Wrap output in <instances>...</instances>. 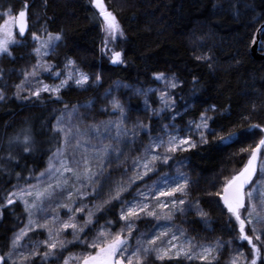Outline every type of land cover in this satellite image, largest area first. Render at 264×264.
Segmentation results:
<instances>
[{
    "label": "trees",
    "instance_id": "trees-1",
    "mask_svg": "<svg viewBox=\"0 0 264 264\" xmlns=\"http://www.w3.org/2000/svg\"><path fill=\"white\" fill-rule=\"evenodd\" d=\"M11 1L14 12L27 3L30 27L36 22L42 23L48 33L59 32L62 39L56 42L46 58L52 69H37L35 77L25 79L24 76V71L31 72L34 66L28 44H14L10 47L11 55L4 53L0 56V65L7 71L6 86L2 88L5 99L0 100V165H3L0 169V204H5L3 197L12 191L13 186L43 171L49 158L61 148L63 136L56 129L55 122L68 109H78L82 127L101 126L121 117L112 103L114 99L119 100L125 108L124 116L132 121L131 124L138 121L148 124L153 129L152 135L161 131L160 126L170 119L173 111L180 113L175 124L181 127L189 121H196L200 113L206 111L212 117L208 121L209 126L216 129V134H208L207 144L197 142L196 147L175 153L174 159L183 163L177 164L172 160L171 164L186 173L190 182L185 211L174 212L167 220L182 230L185 237H191L196 245L219 244V255L213 264H228L238 251L247 255L250 245L246 241H238V230L229 231V216L217 204L218 197L214 193L219 190L225 176H231L246 162L248 153H242L240 149L255 146L264 132L254 129L255 135L227 145H222L217 137L229 131L242 130L249 124H264V57H255L251 52L252 36L264 22V0H105L124 31L123 36L118 35L108 45L110 49L122 51L123 64L112 63L110 53L101 50L105 33L102 18L91 0ZM27 37L28 34L23 37L18 32L16 34L19 42ZM260 52L264 50L260 48ZM204 56H210L211 60L203 59ZM70 59L75 60L74 66L89 75L86 84L78 86L69 82L58 96L42 91L40 97L31 96L24 100L14 95L16 85L23 80L20 95L29 96L36 77L51 79L53 70L63 71ZM161 72L165 75L164 80L153 75ZM96 76L101 78L98 82ZM173 80L177 87L168 94L175 97V109L165 110L157 117L152 107L143 106L141 92L155 89V94L165 88L161 84ZM150 95L153 98V93ZM213 105L216 106L214 110ZM26 134L32 138L28 152L23 151L22 144ZM17 136L20 140L15 139ZM111 137L103 139L101 145L111 144L120 148V143ZM124 142L127 149L119 159L115 155L107 169L108 175H130L134 160L144 154L143 148L149 143V136L137 133ZM9 152L16 159H9ZM261 161L246 191L256 183ZM157 165L163 164L157 162ZM16 173L20 174L19 177ZM176 196L180 197V194ZM121 198L128 200V193ZM71 201L68 203L77 208ZM88 201L93 219L82 226L84 232L65 242L67 248L59 258L42 260L39 256L32 257L29 264H62L64 254L79 264L76 257L89 250L83 240L90 242L101 228L116 232L124 227V222L119 219L117 200L99 210L94 205L102 204L103 200L94 204L91 195ZM196 201L208 213L207 217L197 214ZM78 219V222H84L83 214H79ZM160 219L141 216L135 221L136 228L130 241L134 244L139 233L147 236ZM25 220L26 212L18 200L11 205L5 204L0 216V253L5 256L7 264L11 263L8 252L12 249L13 234ZM51 222L53 225L48 222V226L53 228L55 221ZM45 239L47 229L43 227L30 232L23 240V252H29L35 243L38 251L43 253L45 246L40 242ZM261 258L264 259V249ZM155 264L207 262L181 257L178 261Z\"/></svg>",
    "mask_w": 264,
    "mask_h": 264
},
{
    "label": "snow or ice",
    "instance_id": "snow-or-ice-1",
    "mask_svg": "<svg viewBox=\"0 0 264 264\" xmlns=\"http://www.w3.org/2000/svg\"><path fill=\"white\" fill-rule=\"evenodd\" d=\"M91 3L98 10V15L102 18L103 31L105 33L103 48L104 52L110 53V60L114 64L125 63L123 59L122 51H116L108 47L110 42H114L117 36H123L124 31L120 24L116 14L110 10L105 0H91ZM3 17L0 21V54L7 53L11 55L10 44L17 43L16 34L17 32L23 37L28 27V11L27 3L19 11L13 13L11 8H8L4 13H0ZM260 32V39L257 40L256 35L252 36V43L258 44L259 47L264 50V28L258 30ZM32 38L39 42L40 47L34 49L37 54H41V49L45 51L43 55H47L49 47L54 49L55 41L62 39L61 33L55 34L48 33L46 38L38 36L35 32L31 33ZM201 57H198L200 59ZM206 60H211L210 56L202 57ZM75 60H69V65H74ZM47 66L49 69L50 65L41 64L37 61L36 65L33 66L32 71H24L25 79L29 76H37L38 68ZM3 72L0 71V76ZM56 77L60 76L59 72L54 74ZM157 79L164 80V73H154ZM73 79V74L69 72L67 78L60 80L57 85L45 84L42 81H37L40 85L35 88L34 91H29V96L20 95V90L25 81H21L20 84L16 85L17 91L14 93L20 99L27 100L31 96L40 97L42 91L52 92L55 95H59L61 88L67 86L68 80ZM90 77L87 73L78 71L74 83L76 85H84L89 81ZM100 76H96L95 80L98 82ZM195 79V78H194ZM171 88H176L177 84L175 80L170 83ZM142 95H147L141 92ZM5 99V93L0 88V100ZM114 108L118 109L121 117H124L125 108L119 100H113ZM147 104V99L145 100ZM159 109H153L157 117L161 112L165 110L175 109V97L169 95L167 92H163L160 95ZM215 105L212 109H215ZM180 115L179 112L173 111L170 117L171 127L168 124L161 125L163 129V135L157 134L152 135L153 129L142 121H138L137 124L133 125V130H129L123 124V120L109 121L105 123V132L109 128L115 130V135L112 139L120 141L122 136H136L137 132L135 129L142 130L149 136V143L144 146L143 158L134 160L133 167L138 171L134 177L130 178V183L133 180H143L149 172L155 174L157 162L163 165H167L169 160H173L174 163H183V161H177L174 159V154L177 152H186L191 148L196 147L197 142L200 144H207L208 134H216V129L210 128L208 121L212 117L208 116L205 112L200 113L198 121H189L184 128H179L175 124L176 116ZM57 128L64 133L63 147L58 148L57 152L53 157L49 158L48 168L39 173L41 177L47 175L50 178H54L52 183L47 184L42 189H35L34 186L28 185L27 189L13 190L6 193L3 197L5 204L11 205L14 203V199H20L23 201L26 209L29 212V225L19 230L11 242L12 249L8 252V259L12 257L15 250L21 247L20 241L32 230V225L35 228L47 229L48 239L40 242L45 246L43 253L38 251V246L33 243L32 249L25 253H18V258L21 264H29L32 257L39 256L42 260H46L49 257L56 256L57 248L64 247V241L59 240L58 237L63 229L71 228L73 230V237L77 238L79 233L84 232L83 227L77 226L74 221L77 212L84 210L83 201H81V207L73 208L72 204L64 203L62 206L68 209L69 213L67 220L60 222V227L53 228L48 226V220L46 219L43 224L37 223L31 219L33 210L39 213H46L45 200H51L54 193L60 190L61 193L65 190V186L69 183V175L74 178L75 182L80 184V188L74 186L67 190V199H71L75 192L78 197L87 196V191H81L84 187H89L93 192H96V184L101 182V179L105 177V169L107 165L105 160L110 154H115L116 158L119 159L120 149L114 147L111 144L102 145L100 149H94L92 158L87 155L81 156L78 160L72 161L76 167H72L70 161L64 157L61 158V153L65 152L69 147L70 140L75 139V136L86 135L81 133L79 130L75 134H72L71 129H67L61 126V120L57 118ZM260 130L264 132V124H249L246 128L238 131H229L225 135H219L217 138L222 145L231 143H240L242 139L251 137L256 134L253 130ZM91 130L100 136V126L92 125ZM184 135H181V133ZM193 136L196 139H193ZM16 140H20L17 136ZM32 138L30 135L23 136V151H30V143ZM11 143V141H10ZM77 147L84 148L87 151V147L81 145L79 140H76ZM163 149L162 152H156L154 150ZM240 151L247 152V160L243 163V166L231 176H225L220 182L219 190L214 195L218 197L216 201L222 210L229 216V224L227 225L229 231L238 230V241H246L250 245L249 253L246 255L243 251H238L234 254L228 264H264L262 259V249H264V184L257 182V185L249 187L246 191V186H249L253 176L257 172L258 162L264 159V135L255 143V146L249 145L247 148H241ZM9 159H16L12 156V153H8ZM53 159H56V163H53ZM92 159L99 161L93 168ZM83 168H80V165ZM0 169H3V165H0ZM262 175H264V167L261 168ZM19 177V173H16ZM190 177L183 172L177 171L176 175L161 174L158 176L156 181L152 182V185L146 186L144 190L137 189L132 199H122L121 193L125 191L126 186L123 184H117L115 187L110 188L107 199L103 200L102 204L94 205L96 210L103 207L105 204H109L112 200H117L120 205L119 219L124 222V227L119 228L116 232H111L101 228L99 232L91 239L83 240L84 246L89 249L83 252L79 257H76L79 264H145L149 257H152L155 261H173L184 258L187 260H200L205 261L207 264H213L217 260L219 255V244L215 246H204L196 245L193 243L191 237H184V241L180 242L176 233L169 234L166 230L156 231L155 229L148 238L144 233H139L134 244L130 241L133 229L136 228L135 221L140 219L141 216L160 218V215L164 219H171L174 212L183 213L185 211L184 204L187 198V189L189 186ZM130 183L128 186H130ZM15 189V186H13ZM154 189V191H153ZM180 194V198L176 194ZM258 193L259 210L256 201L253 199ZM26 197H33L31 203ZM151 197V199H150ZM163 197L164 199H160ZM247 201V204H246ZM72 203H75L73 201ZM5 204H0V216L3 215V208ZM196 212L201 217H207L208 213L199 207V201H196ZM61 204L57 203V207ZM160 213L158 214V211ZM191 210V205H189ZM93 219V210L89 209L87 212V219L84 224H89ZM51 220L57 221L59 217L56 215L51 216ZM110 223V222H109ZM235 225V228H233ZM160 226L157 225L156 228ZM247 227V231H246ZM249 231L252 233L249 235ZM183 236V231L180 232ZM166 238L162 240L161 238ZM170 237V238H168ZM157 241H161L160 244ZM250 257V259H249ZM0 264H7L6 258L0 255ZM63 264H68V258H64Z\"/></svg>",
    "mask_w": 264,
    "mask_h": 264
},
{
    "label": "rangeland",
    "instance_id": "rangeland-1",
    "mask_svg": "<svg viewBox=\"0 0 264 264\" xmlns=\"http://www.w3.org/2000/svg\"><path fill=\"white\" fill-rule=\"evenodd\" d=\"M8 8H11L12 12L15 13L14 10H13V7H12V1L11 0H0V13H4ZM0 17H1L0 21H2L3 17L2 16H0ZM33 32H35L38 36H40L42 38H46L47 34H48V32L46 31L45 26L42 23L36 22V23L32 24L31 27H30V24L28 23L27 30L24 33V35L28 34V37L26 39H23V41H21V42H19L16 39L17 43H15V44H19L20 45L22 43H25V45L28 44V46L31 47V52H32V55L34 57L33 61H31L33 63V65H36L37 61H40L41 64H45V62H46V65H50L49 62L46 60V58L49 56V53L52 51L53 48L49 47V49L47 50V55H43V52L45 51L43 48L41 49V54H37L34 51V49L37 48V47H40V45H39V42L35 41L32 38L31 33H33ZM56 42L57 41H55L54 44H56ZM11 46H13V44H10V47ZM1 55L2 54H0V56ZM45 67H47V66H45ZM45 67H43V68H45ZM38 69L40 70L41 68H38ZM47 69L51 70L52 68H50V69L47 68ZM0 71L3 72V75L0 76V88H4L6 86V81H7V71L1 65H0ZM78 71H81V70L79 68H77L76 66L69 65L67 63V65L65 66V69L63 71L59 72V71H54L53 70V72L51 73V79H49V80H47L44 76L36 77L34 79V83H33V91L35 90L36 87L40 86L37 83V81H42L45 84H49V85H53L54 86V85L59 84L60 80L67 78V74L69 72H71L73 74V79H69L68 80V84H69V82L74 83V79L76 78V75H77ZM56 72L60 73L59 77H56L54 75ZM161 85L165 86V88L163 87L164 89L157 91L155 94H154V90L155 89H150L149 91H143V93L147 94L146 96L145 95H141L142 103H143V106L145 108L146 107L147 108L152 107V109H159L161 107V104H160V95H161V93H163V92L169 93L172 90V88L170 87V83H168V84L164 83V84H161ZM78 86H81V85H78ZM150 92L153 93V98L151 97ZM146 99H147V104L145 103ZM156 106H157V108H156ZM59 118L61 120V126L64 127V128H67V129H71L72 130V134H75L77 132V130H79L81 133H85L86 134V135L75 136V139L70 140V144H69V147L67 148V150L65 152L61 153V158L66 157L70 161V164H71L72 167H76L75 163H72V161L78 160L81 156H84V155H87L89 158H92L94 149H100L102 147V145H101L102 140L105 139L107 136H114L115 135V130L111 129V128H109V130L107 132H105V124L100 126V136H97L91 130V127H86V128L82 127L81 124H80V119L81 118H80V113H79L78 109H68ZM121 119L123 120L124 126H126L129 130H133V125L134 124H131L132 121H130L125 116L123 118L118 117L114 121H119ZM198 120L199 119H197L196 121H198ZM164 124H168L169 127H171L170 119L167 120V122L164 123ZM55 127H56L57 130H59L57 128V120L55 122ZM178 127L179 128H184V127H181V126H178ZM135 131L137 133H145L142 130H139L138 128L135 129ZM60 133L62 134L63 140H64V133L62 131H60ZM157 134H160V135L164 134L162 127H161V131L159 133L157 132L153 136H155ZM181 135H184V133L182 132ZM131 137H132L131 135L122 136L121 140L119 142L117 141L118 143H120V148H119L120 149V154L122 152L126 151V149H127V143L124 142V139H129ZM193 139H196V137L193 136ZM76 140H79L81 145L86 146L87 147V151H85L84 148H82V147H77ZM62 147H63V143H62L61 148ZM154 151L162 152L163 149H158V150H154ZM54 154L52 155V157L54 156ZM175 155L176 154H174V158H175ZM143 156H144V154L141 155L138 158H143ZM114 160H115V154H110L109 157L105 160V164L107 165V167L105 169V177L101 179V182L99 184L95 185V188L97 189L96 192H93L91 190V188L86 186V187L82 188L81 191H87L89 194L87 196H84V197H78L76 195V193L74 192L73 196L71 198L72 201L70 199L66 198L67 197V190L72 188L73 186L75 188H80V184L75 182L74 178H72L70 176V174H66V175H69V183H68L67 186H65V190L63 191V193H61L60 190H57L54 193V195L51 198V200H45V202H44L45 203V207L47 209V212L46 213H39V212H36L35 210H33V215L31 217V219L33 221L37 222V223H40V224H43L45 222V220L47 219L48 222L50 224H52L51 216H53V215L58 216L59 220L55 221V224L53 226V228H54L53 230L55 231L56 228L60 227V222L64 221V220H67L68 216L71 214V213H69V211L66 208H64L62 206L64 203H68L69 201H71V202L75 201V204L77 205V208H78V207H81V201H83L84 210L82 212H80L79 214H83V216H84L83 221H85L87 219V212H88L89 209H91L90 206H89V202L90 201H88V199H89V197L91 195H93V203L96 204L97 201H101V200L107 199V195H108V192H109L110 188L115 187L117 184H123V185L126 186V189H125L124 192L121 193V196L128 193V198H129L128 200H130V199H132L133 195L136 193L137 189L144 190L146 186L152 185V182L156 181L158 179L159 175H161V174L176 175L177 171L182 172L177 167V165L171 164L172 160H169L167 165H161V166L157 165L156 169L154 170L155 174L153 172H149L148 175L143 178V180H133L130 183V178L134 177V175L136 174V172L138 170L133 168L132 173L130 175H128V176L127 175H121V176L108 175V170L107 169H108V167L111 165V163ZM56 162H57L56 159H53V163H56ZM98 162L99 161H97L95 159H92V164H93V168L94 169H95V165ZM48 163H49V161H48ZM48 163L46 164L44 170L41 171V172H44L48 168ZM262 167H264V159H262V161H261L260 175H259L256 183L254 184V186L257 185L258 181L261 182L262 184H264V175H262V172H261V168ZM80 168L81 169L83 168L82 164L80 165ZM41 172H39V173H41ZM39 173L32 175L26 182L16 185L15 189L13 188L12 191L13 190H19V189H25L26 190L28 185L34 186L35 189H42L47 184L53 182L54 178H50L47 175H45L44 177H41L39 175ZM129 183H130V186H128ZM153 191H154V189H153ZM177 197L180 198L179 196H177ZM26 198L29 200V203H31L33 197H26ZM150 199H151V197H150ZM160 199H164V198L161 197ZM253 199L256 201L257 206H258V210H259L258 193H257L256 196H254ZM14 200H18L21 203L22 207L24 208V210L26 212V220L24 222V225L20 228V229H22V228H25L26 226L29 225V212L26 209V207H25V205H24L22 200H20V199H14ZM57 203L61 204V206L57 207ZM65 210L68 211V213H65ZM157 211H158V213H160V210H157ZM78 215L76 213L77 217L75 216V219H74L73 222H75L77 224L78 228H79V227H82L84 225V222H78V220H79L78 219ZM160 218L161 219H160V222L158 224L160 227L159 228L155 227L151 231H149L147 237L150 238V235H151V233L153 232L154 229L156 231H164V230H166L169 234L176 233L179 241L183 242L185 236L184 235L181 236V234H180L181 231L179 229H177L176 227H174V225L172 223H170L169 220L164 219L163 216L160 215ZM85 226H86V224H85ZM31 227H32V230L29 231L27 233V235L30 232H32V231H34L36 229H39V228H35L34 225H32ZM20 229H18L13 234L12 240L14 238V235L17 234ZM66 232H69V235ZM72 233H73V230L71 228L63 229L61 231L60 236L58 237V239L64 241V247L63 248H57V250H56L57 254L55 256L56 258H59L61 256L63 250L67 248L65 246V242H67V240H74L75 239L73 237ZM24 238L20 241V244L22 246L18 247L15 250L14 254L12 255V257L10 258L11 259V263L10 264H21V261L18 258V253L23 252V249L25 247L24 243H23ZM168 238H170V237H168ZM47 239H48V233H47ZM161 239L166 241V238H164V237H162ZM157 243L160 244L161 241H157ZM204 246H212V245H204ZM63 258H67V256L64 254ZM72 262L73 261H71L70 258H68V264H75V262H73V263ZM151 263L155 264V263H160V262L159 261H155L152 257H149L146 260L145 264H151Z\"/></svg>",
    "mask_w": 264,
    "mask_h": 264
},
{
    "label": "water",
    "instance_id": "water-1",
    "mask_svg": "<svg viewBox=\"0 0 264 264\" xmlns=\"http://www.w3.org/2000/svg\"><path fill=\"white\" fill-rule=\"evenodd\" d=\"M262 28H264V22L260 25V27H259V29H262ZM258 29V30H259ZM257 30V32H256V37H257V40H259L260 39V32ZM251 52H252V54L255 56V57H264V52H260V47H259V45L258 44H253L252 43V50H251ZM259 165V164H258ZM257 170H258V167H257ZM257 173V172H256ZM256 175V174H255ZM255 175L253 176V178L255 177ZM253 178H252V180H253ZM252 182V181H251ZM248 186H246V188H247ZM0 255H2L1 253H0Z\"/></svg>",
    "mask_w": 264,
    "mask_h": 264
}]
</instances>
